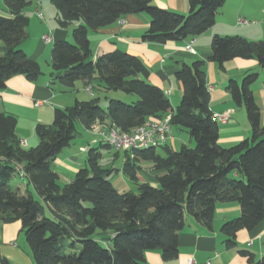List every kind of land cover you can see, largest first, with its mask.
<instances>
[{
	"label": "trees",
	"instance_id": "obj_1",
	"mask_svg": "<svg viewBox=\"0 0 264 264\" xmlns=\"http://www.w3.org/2000/svg\"><path fill=\"white\" fill-rule=\"evenodd\" d=\"M1 1L8 16H0V92L11 77L22 75L35 82L42 75L38 63L20 48L29 24L24 11L34 0ZM225 1L189 0L188 13L181 15L158 8L151 0H49L60 29L75 25L72 41L52 45V83L70 89L81 82L95 94L122 92L132 100L110 96L102 108L95 96L56 108L51 124L35 126L37 144L29 149L16 138L17 118L0 113V225L20 222L34 264H142L147 252L159 253L164 261L174 260L185 214L211 230L218 204L236 202L240 207V215L219 229L228 250L235 248L238 232L252 231L264 221V126L251 90L256 73L227 83L233 103L245 108L251 137L222 148L209 108L203 61L182 64L175 73L182 96L173 109L163 91L149 83V69L137 57L121 50L95 60L91 57L88 33L127 15L148 16V28L140 37L143 43L183 42L210 29ZM210 51V61L220 69L234 59H252L264 69V40L215 35ZM167 114L171 127L186 132L194 146L175 151L165 145L160 148L165 156L155 148L125 151L123 171L135 183L134 190L114 187L109 171L98 164L95 149L89 150L86 167L65 185L50 169L53 159L74 140L77 124L86 130L96 124L127 133ZM140 161L161 173L155 186L137 183ZM19 171L37 198L28 192L21 195L8 185ZM239 254L248 264H264V254L259 259L245 250ZM0 264L12 263L0 253Z\"/></svg>",
	"mask_w": 264,
	"mask_h": 264
},
{
	"label": "crops",
	"instance_id": "obj_2",
	"mask_svg": "<svg viewBox=\"0 0 264 264\" xmlns=\"http://www.w3.org/2000/svg\"><path fill=\"white\" fill-rule=\"evenodd\" d=\"M188 1L151 0V3L158 8L186 15ZM50 6L47 1L34 0L24 11L29 24L26 29V38L20 48L38 63L42 75L35 82L28 81L22 75L11 77L6 82V88L0 92V113L12 114L17 118L15 135L24 149L36 146L34 128L37 124H51L54 109L68 108L76 100L88 101L87 98L84 100L82 92H86V97L89 96L90 99L97 97V93L88 92L87 87H84L81 82H76L70 89L52 83L50 76L52 45L58 40L68 41L75 25L64 29L54 26L42 13L43 10L51 12ZM38 15L42 18L40 19ZM0 16H8L1 0ZM57 18L58 14L54 13L53 19L56 23ZM239 20L243 23H239ZM148 25L149 18L146 14H134L121 18L109 27L96 32L90 31L88 39L92 60L114 50H121L137 57L149 69V83L163 91L173 109L179 104L182 96V85L176 80L175 73L182 64L203 61L210 94V111L212 116L223 117L215 119L219 127L218 144L222 148H230L251 137L245 108L243 105L238 106L233 103L231 95L226 91L227 83L229 80L240 82L246 74L256 73L257 79L252 84L251 90L260 110V124L264 126V69L252 59H234L224 63L222 69L210 61V43L215 35L240 36L250 42L264 39V0H226L218 10L215 23L210 29L198 37L186 39L183 42L143 43L140 37ZM47 34L52 38L50 43L42 40V36ZM186 44L190 45V51L185 49ZM111 93L102 92L107 95ZM121 96L120 94L112 95L114 98L123 100ZM128 98V102L132 100V97ZM36 103L40 105L37 106ZM152 120L155 118H150L147 122ZM78 128L84 131L81 129L76 131L70 146L63 149L50 164V169L59 177V184L65 185L71 182L77 171L86 167L87 159L81 163L77 153H83L86 149L88 152L95 149L98 164L101 169L109 171L108 178L116 189L129 191L131 187L135 188V183L123 171L126 162L124 152L104 147L97 130H86L81 125ZM78 128L76 126L77 130ZM174 129L180 133L177 138L173 136ZM183 134H185L183 130L173 127L166 145L175 150V143L181 140ZM182 146L185 144H180V147ZM105 153L110 159L103 158ZM137 165L139 167L136 173L137 183H149L155 186L156 177L161 173L153 170L149 162L140 161ZM17 175L19 179L9 180L8 185L18 190L21 195L28 192L37 198L32 185L23 173L19 171ZM239 215L240 207L236 202L218 204L214 212L212 229L207 230L185 214L184 228L178 234V256L174 260L164 261L159 253L147 252L142 264H190V260L193 264H248L247 260L239 254L241 250L251 252L255 259H259L264 254V221L252 231L238 232L235 248L228 250L224 246V237L219 231L220 226ZM21 236L23 234L20 222L2 224L0 253L12 264H34L26 242L25 245L20 243Z\"/></svg>",
	"mask_w": 264,
	"mask_h": 264
},
{
	"label": "built area",
	"instance_id": "obj_3",
	"mask_svg": "<svg viewBox=\"0 0 264 264\" xmlns=\"http://www.w3.org/2000/svg\"><path fill=\"white\" fill-rule=\"evenodd\" d=\"M41 19V15H38ZM239 23L243 21L239 20ZM42 40L45 43H50L52 38L50 35H43ZM193 42V40L191 41ZM190 42V44H191ZM185 49L187 51L191 50L189 44H186ZM86 90L91 92L90 87H87ZM40 105V103H36ZM214 119H222V116L213 115ZM171 115L167 114L162 119H155L152 121L145 122L143 125L131 129L127 133H123L111 128H100L98 125H94L91 130H97V134L100 136L103 144L108 145L113 148L115 151H131L134 149H147L155 148L159 149L165 146L170 138L171 134V125H170ZM190 264H193V261H189ZM209 264V263H206Z\"/></svg>",
	"mask_w": 264,
	"mask_h": 264
},
{
	"label": "rangeland",
	"instance_id": "obj_4",
	"mask_svg": "<svg viewBox=\"0 0 264 264\" xmlns=\"http://www.w3.org/2000/svg\"><path fill=\"white\" fill-rule=\"evenodd\" d=\"M43 1H47L48 3H49V5H51L50 7H51V12L50 11H47V10H43V14L45 15V17H46V19H48V21L49 22H52L53 24H54V26H56V27H58L59 28V26H58V24L56 23V21H55V19H53L54 18V13H56L57 14V11H56V9H55V7L51 4V2H49V0H43ZM52 13H53V15H52ZM262 41L264 40V39H261ZM69 41H72V32L70 33V38L68 39V42ZM44 68V67H43ZM82 89H83V87H82ZM115 94H120V95H122L121 97H122V99L124 100V101H127L128 102V100H129V96H127V95H125L124 93H122V92H112L111 94H109V95H107V94H102V92H100V93H98L97 95V97L99 98V105L102 107V108H104L105 107V105H106V99L105 98H109L110 96L112 97V95L113 96H115ZM82 97H84L85 99L84 100H86V98L89 100L90 99V97L89 96H87L86 97V92H82ZM112 98H114V97H112ZM79 125L80 124H77V128L79 127ZM81 128H78V130L77 131H81L80 130ZM82 131H84V130H82ZM90 132H94V131H90ZM89 132V133H90ZM172 133H173V136L174 137H178V135H180V133L177 131V130H172ZM185 134H183L182 136H181V140H177L176 141V143H175V151H178L179 149H180V144H185V146H188V147H193L194 146V141H193V139H191L190 138V136L186 133V132H184ZM94 134V133H93ZM96 135V134H95ZM36 137V136H35ZM183 137V138H182ZM35 139H37V138H35ZM189 141H190V143H189ZM31 142V141H30ZM23 147V146H22ZM113 149V148H112ZM87 150V149H86ZM84 151L83 153H77V154H79V157H80V159H81V163H83L86 159H87V157H88V151ZM114 150V149H113ZM115 151V150H114ZM75 152H77V150H75ZM157 152H158V154L159 155H161V156H165V152L163 151V150H161L160 148L157 150ZM106 155H104V157L103 158H105V159H110V158H107V156H108V154L107 153H105ZM13 180H15V179H19L18 178V175L16 174L13 178H12ZM13 185V184H12ZM134 187H131V190L133 189ZM134 190V189H133ZM44 213H46V210H45V208H44ZM0 227H2V224L0 225ZM20 243H23V245H25L24 243H25V240L23 239V236H21V239H20Z\"/></svg>",
	"mask_w": 264,
	"mask_h": 264
}]
</instances>
